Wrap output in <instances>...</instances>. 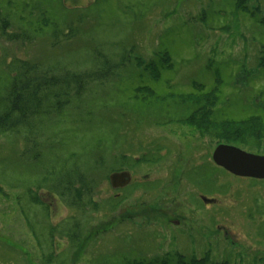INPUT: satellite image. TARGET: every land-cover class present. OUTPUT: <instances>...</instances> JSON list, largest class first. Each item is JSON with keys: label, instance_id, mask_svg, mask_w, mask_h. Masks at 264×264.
<instances>
[{"label": "rangeland", "instance_id": "374dc122", "mask_svg": "<svg viewBox=\"0 0 264 264\" xmlns=\"http://www.w3.org/2000/svg\"><path fill=\"white\" fill-rule=\"evenodd\" d=\"M89 1L54 9L62 20L82 16L74 40L55 46L45 35L32 42L0 38V92L8 84L3 63L15 58L70 70L126 63L55 119H44L37 148L25 133H0V264H124L207 253L213 264H264V180L239 177L213 161L228 137L264 155V128L249 122L237 126L248 131L238 132L230 123L223 136L205 135L180 120L188 110L177 104L187 101L194 111L199 102L206 118L217 120L264 119V0H247L252 12L237 0ZM139 86L155 94L139 91L137 98ZM215 89L217 102L200 96ZM251 137L261 145L247 144ZM123 153L162 159L120 170L134 172V184L119 190L109 176L120 172L116 159ZM99 155L108 164L93 172L87 166ZM75 167L97 181L84 211L47 188L38 192L43 205L31 201L28 192L43 175ZM115 196L122 204L110 210ZM76 222L85 236L78 247L60 230L49 233Z\"/></svg>", "mask_w": 264, "mask_h": 264}, {"label": "trees", "instance_id": "16d2710c", "mask_svg": "<svg viewBox=\"0 0 264 264\" xmlns=\"http://www.w3.org/2000/svg\"><path fill=\"white\" fill-rule=\"evenodd\" d=\"M1 1V0H0ZM17 0H4V3L0 2V38H6L10 41H30L36 39V35H45L53 38L54 45H59L62 39L65 41L74 40L78 37V26L84 24L82 16L80 18L71 17L69 19L62 20L59 18V14H56L54 9L61 7L68 9L63 0H18L21 9L15 11ZM100 0H95V3ZM247 0H237V6L243 10L250 11L246 5ZM71 9V8H69ZM35 11L38 16L35 18ZM252 12V11H250ZM15 23V24H14ZM17 23V24H16ZM17 25V26H15ZM17 27V30L11 32L9 29ZM49 34V35H48ZM106 68H100L95 66L90 69H67L64 67H57V64L42 65L39 60H21L11 59L10 61H4L3 72L6 74L8 84L3 91L0 92V133L5 135H23L26 134V141L29 142L31 148H37L40 144L39 137L41 131H38L39 124L44 120L55 119L57 116L63 113V111L81 98L91 85L94 83H102L105 77L113 74L116 70L114 67L122 65L126 66L125 62L112 65L110 60H106ZM67 67V66H66ZM261 70L264 71V57L261 58ZM158 76V75H157ZM159 77V76H158ZM139 91L145 92V95L150 92V96L155 92L151 88L139 86L136 93ZM147 91V92H146ZM140 94V93H139ZM143 94V93H142ZM214 96L216 102L219 99L217 89L210 92H202L200 96L206 97ZM137 93V98H139ZM183 98V97H182ZM184 99V98H183ZM182 100V99H181ZM180 108L188 110V113L184 118L180 119L184 122L192 125L196 130L207 134L212 131L216 135H225L226 125L232 124L231 127L239 130L238 132L248 131L249 128H245V125L249 122H254L264 128V119L259 116H252L246 119L234 120V119H215L207 117L209 113L200 106L199 102H194V111L190 110V105L187 101L181 103L177 101ZM212 114V112L210 113ZM255 129V128H253ZM256 130V129H255ZM232 133L234 131L232 130ZM254 138V139H253ZM253 139L247 144L261 145L262 139L251 137ZM227 143H234L237 145V141L225 139ZM246 143V141H242ZM241 143L240 145L244 144ZM147 152H150L147 151ZM102 154V153H101ZM147 154V153H146ZM144 154L142 158L131 159V156L122 154L120 158L116 159V162L120 164L119 170L128 169L131 166H135L137 163L146 162L149 164L158 163L162 158L150 157ZM74 155V154H73ZM94 155V152L92 153ZM95 157V155H94ZM100 159H94L93 163L88 169L94 172V169L98 172L100 168L106 169L108 164L106 160L100 156ZM93 167V168H92ZM112 171H115L114 169ZM53 172H49L43 175L38 184L35 185V189H31L28 193L31 194V201L38 205L41 204L40 195L38 192L47 188L52 193L59 194L70 207L83 211L88 204L91 205L92 195L95 192L97 181L94 178H88L85 173V169L79 167L72 168L71 170H64L60 176L54 175ZM97 174V173H96ZM126 188H124L125 190ZM123 190V189H121ZM58 195V196H59ZM122 200L121 197H113L108 204L109 209H114L120 206ZM97 202L93 205L98 207ZM85 207V208H84ZM132 217L131 215H129ZM125 219H131L127 216ZM74 228L68 227L63 229L51 228L50 234L53 237V233L60 230L63 236L67 235L70 238L72 247H78L81 243H84L85 236L82 235L81 225L76 222ZM52 241V240H51ZM124 264H213L211 262L210 253L198 258L195 256L187 257L182 254H168L167 256L157 255L155 259L143 260L141 258L129 259ZM227 264V263H225Z\"/></svg>", "mask_w": 264, "mask_h": 264}, {"label": "water", "instance_id": "95a60500", "mask_svg": "<svg viewBox=\"0 0 264 264\" xmlns=\"http://www.w3.org/2000/svg\"><path fill=\"white\" fill-rule=\"evenodd\" d=\"M72 9L87 7L89 0H63ZM213 161L219 167L239 177L264 180V155L251 153L233 144L220 143L213 151ZM109 179L114 188L121 189L132 181L129 171L113 172ZM206 200V199H205Z\"/></svg>", "mask_w": 264, "mask_h": 264}, {"label": "flooded vegetation", "instance_id": "af4514ba", "mask_svg": "<svg viewBox=\"0 0 264 264\" xmlns=\"http://www.w3.org/2000/svg\"><path fill=\"white\" fill-rule=\"evenodd\" d=\"M130 173H131L132 181H131V183H130L129 185L126 186L127 188H128V187H131L132 184H134V182H133V179H134V178H133V173H134V172L130 171ZM176 176L178 177L179 175L176 174ZM126 187H123V188H121V189H124V188H126ZM121 189H119V190H121ZM205 201L208 202L207 199H206ZM209 202H210V201H209ZM174 223H175L176 225H178V224H179V221H175V220H174Z\"/></svg>", "mask_w": 264, "mask_h": 264}]
</instances>
